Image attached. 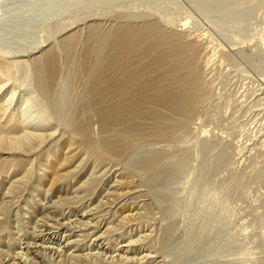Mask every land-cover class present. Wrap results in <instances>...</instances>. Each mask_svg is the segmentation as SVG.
<instances>
[{
    "label": "rangeland",
    "instance_id": "374dc122",
    "mask_svg": "<svg viewBox=\"0 0 264 264\" xmlns=\"http://www.w3.org/2000/svg\"><path fill=\"white\" fill-rule=\"evenodd\" d=\"M151 20L200 41L204 92L187 129L112 161L77 151L65 167L70 176L52 188L36 166L9 194L10 181L24 176L11 166L9 178L0 176V217L9 212L0 264H264V0H0V56L12 64L0 99L9 114L29 116L25 131L44 138L31 152V137L2 150L0 159L37 163L57 139L55 157L68 151L86 77L70 90L60 38L74 32L83 39L88 25L110 32L120 22ZM48 47L60 60L50 98L31 69ZM90 127L97 136L94 118ZM159 151L155 169L129 172L131 184L120 186L122 171Z\"/></svg>",
    "mask_w": 264,
    "mask_h": 264
},
{
    "label": "bare ground",
    "instance_id": "6f19581e",
    "mask_svg": "<svg viewBox=\"0 0 264 264\" xmlns=\"http://www.w3.org/2000/svg\"><path fill=\"white\" fill-rule=\"evenodd\" d=\"M162 26L152 20L141 25L120 22L110 32H103L98 25H88L83 39L74 32L60 38L63 61L69 70L70 90L82 75L86 77L81 103L72 110L74 114L69 128L70 138L68 143L67 140L64 141L68 151L59 159L55 157L63 143L57 139L48 149V153L39 156L41 159L37 163H29L17 155L0 159V176L8 177L11 166L15 171L18 169L24 172V176L22 173L20 178L10 181L9 189L7 188L9 194L17 193L27 183L28 178L31 179L29 176L36 166L43 170V179L46 174L49 175L52 188L53 185H62L70 176L71 171L65 167L70 166L77 151L94 156L99 162L112 161L140 142L172 139L179 129L188 126L204 92L201 66L197 60L199 40L194 36L189 38L188 33L181 30L169 31ZM262 40L264 42V38ZM56 52L53 47H48L42 51V55L39 53L41 57H36L38 59L35 63L32 62L31 68L36 78V84H33L49 98L51 94L55 97L54 85L60 73V60ZM11 67V62L5 56H0V79L5 83L11 80ZM3 85L0 81V89ZM45 96L43 98L46 99ZM4 99H0V151L17 150L20 146H25L26 139L31 138L34 143L29 145L30 142H26L28 146L25 148L29 152L35 150L43 143L42 133L25 131L24 124L30 125L27 121L28 115L25 119L23 112L9 114ZM49 117L51 116L44 114L42 123L47 124ZM93 118L98 127L97 136L93 135L90 127ZM180 133L178 132L179 135ZM156 153H147L150 156L139 158L133 166H129V170L122 171L120 181L118 179L120 186L126 188L131 184L129 172L147 173L155 169L163 160L160 151ZM48 155L54 159L53 164L48 160ZM9 208L7 207L8 210ZM149 211L151 209L146 204L143 213ZM6 213V217H0V230L7 228L9 212L6 210Z\"/></svg>",
    "mask_w": 264,
    "mask_h": 264
}]
</instances>
